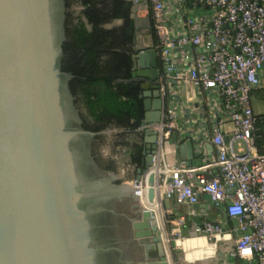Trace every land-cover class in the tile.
<instances>
[{
  "label": "water",
  "instance_id": "water-1",
  "mask_svg": "<svg viewBox=\"0 0 264 264\" xmlns=\"http://www.w3.org/2000/svg\"><path fill=\"white\" fill-rule=\"evenodd\" d=\"M59 12L57 23L55 0H0V264H100L104 252L92 240L89 219L101 211L95 203L105 195L85 188L75 170L71 142L92 133L67 126L72 76L63 70ZM159 63L153 48L132 58L133 77L146 88L138 129L144 133V159L131 185L113 175L120 181L113 196L131 207L130 228L140 246L135 264H175L160 228L167 202L157 201L155 176L148 177L146 206L135 187L157 152L156 127L166 104ZM185 149L193 160L192 140Z\"/></svg>",
  "mask_w": 264,
  "mask_h": 264
},
{
  "label": "built area",
  "instance_id": "built-area-1",
  "mask_svg": "<svg viewBox=\"0 0 264 264\" xmlns=\"http://www.w3.org/2000/svg\"><path fill=\"white\" fill-rule=\"evenodd\" d=\"M151 1L157 44L149 49L158 52L163 66L160 87L164 97L169 99L170 79L215 91L231 129H225L224 119L217 118L209 134L216 160L187 166L176 160L182 141L176 137L178 109L165 104L156 127L157 152L135 186L140 188L137 195L147 200L150 175L156 178L159 204L173 199L193 207L200 194L208 195L215 205L225 206L231 227L225 230L221 224L207 222L197 225L196 233L210 240L229 239L233 241L231 257L264 264V153L257 146L253 109V92L264 89V0ZM192 139L200 152L202 140ZM237 140L245 142L246 153L236 152ZM213 167L217 173L207 176ZM183 223V219H161L167 245L181 237Z\"/></svg>",
  "mask_w": 264,
  "mask_h": 264
},
{
  "label": "trees",
  "instance_id": "trees-1",
  "mask_svg": "<svg viewBox=\"0 0 264 264\" xmlns=\"http://www.w3.org/2000/svg\"><path fill=\"white\" fill-rule=\"evenodd\" d=\"M63 70L72 76L70 87L83 117L92 127L114 125L119 147L136 170L144 159L139 134L145 118L144 87L133 79L132 58L138 25L132 0H63ZM151 33L155 35L152 1ZM116 22L119 24L115 25ZM157 44L155 40L153 46ZM264 101V89L253 92ZM257 146L264 153V114L257 115ZM131 133V134H130ZM132 138V140H131Z\"/></svg>",
  "mask_w": 264,
  "mask_h": 264
},
{
  "label": "crops",
  "instance_id": "crops-1",
  "mask_svg": "<svg viewBox=\"0 0 264 264\" xmlns=\"http://www.w3.org/2000/svg\"><path fill=\"white\" fill-rule=\"evenodd\" d=\"M134 2V16L137 21L139 33L136 48L143 51L153 47V44L143 48L144 34L147 29V22L151 27V18L149 10V0H132ZM169 99H166L167 107L173 106L178 109V131L177 139H182L178 143L176 160L180 163H191L190 167L202 166L212 163L216 160V149L209 139L211 127L217 118H222L226 122L225 129H231V124L223 117L220 99L215 91H208L196 87L190 83L179 80H169ZM137 140L144 143V133L139 132L136 135ZM194 137L202 140L200 152L196 149L194 143V154L190 150L181 151V146ZM184 138V139H183ZM193 140V139H192ZM120 148V147H119ZM119 150V149H118ZM126 148H120L116 161L120 165L118 174L120 179L131 185L136 175V167L132 166L129 159L126 158ZM217 173L215 167L206 172L207 176H213ZM167 205L161 209L163 218L183 219L181 226V237L171 244L172 256L175 264H256L255 261H245L230 256L233 247V241L222 239L219 241L210 240L208 237L200 236L196 233L195 227L211 222L221 224L225 230L231 227V221L228 218L225 206L215 205L206 194L199 195V201L193 207L186 204H178L175 200H166ZM194 209V213L191 209ZM169 226L166 232L169 233ZM171 264L172 261H171Z\"/></svg>",
  "mask_w": 264,
  "mask_h": 264
},
{
  "label": "flooded vegetation",
  "instance_id": "flooded-vegetation-1",
  "mask_svg": "<svg viewBox=\"0 0 264 264\" xmlns=\"http://www.w3.org/2000/svg\"><path fill=\"white\" fill-rule=\"evenodd\" d=\"M55 5L57 7L55 19L58 23L59 10L62 8L64 12L65 9L64 2L55 0ZM159 69H163L161 63H159ZM133 79L136 78L133 77ZM65 105L68 128L92 133L78 136L71 142L76 158L75 170L78 180L85 188H89L92 192H102L106 196L95 203L101 211L93 214L89 219L92 240L104 249L100 264H135L140 253V246L134 241L130 228L131 207L124 199L114 197L112 194L113 186L120 184V181L113 180V175H118V163L114 160H106L100 155L101 143L107 129L92 127L87 123L77 105V99L73 95L70 84L67 86ZM124 132L116 135L124 134Z\"/></svg>",
  "mask_w": 264,
  "mask_h": 264
},
{
  "label": "rangeland",
  "instance_id": "rangeland-1",
  "mask_svg": "<svg viewBox=\"0 0 264 264\" xmlns=\"http://www.w3.org/2000/svg\"><path fill=\"white\" fill-rule=\"evenodd\" d=\"M195 14H197V12H195ZM203 14V13H201ZM119 24V22H116L115 25ZM147 24V29L145 31V34L143 35L144 36V46L143 48H147L148 45L150 44H154L155 40H156V35H154L153 33H151V29L149 27V24L148 22L146 23ZM253 109H254V112L257 114V115H260V114H264V101L263 100H260L259 97L257 96H253ZM116 131H123V129H120L114 125H111L108 129H107V133L105 134V136L103 137V140H102V145H101V148H100V155L102 156V158H106V160H114L116 161L117 159H115V156H118L116 154H118V152H120V147L118 146L117 144V141L118 139L116 138ZM136 135L132 136L133 138L135 137ZM132 140V138H131ZM234 147H235V150L238 154H244L246 153L247 151V148H246V145H245V142L242 141V140H237L234 142ZM119 149V150H118ZM118 163V162H116ZM120 165L118 164V167H117V173L119 172V167Z\"/></svg>",
  "mask_w": 264,
  "mask_h": 264
},
{
  "label": "bare ground",
  "instance_id": "bare-ground-1",
  "mask_svg": "<svg viewBox=\"0 0 264 264\" xmlns=\"http://www.w3.org/2000/svg\"><path fill=\"white\" fill-rule=\"evenodd\" d=\"M161 191H163V189H161ZM138 197L140 198V195L138 194ZM143 204H144V206H146L147 205V202H146V199L144 198V196H143Z\"/></svg>",
  "mask_w": 264,
  "mask_h": 264
}]
</instances>
